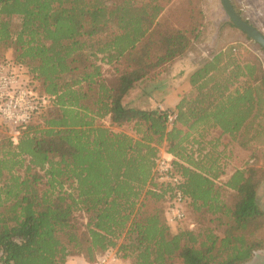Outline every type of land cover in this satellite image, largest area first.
Returning a JSON list of instances; mask_svg holds the SVG:
<instances>
[{
  "label": "trees",
  "instance_id": "16d2710c",
  "mask_svg": "<svg viewBox=\"0 0 264 264\" xmlns=\"http://www.w3.org/2000/svg\"><path fill=\"white\" fill-rule=\"evenodd\" d=\"M167 1L0 0V61L11 50L31 87L53 97L16 143L0 134V264H66L71 254L93 262L107 249L130 264H245L264 248V170L254 162L222 182L226 145L217 143L227 135L246 150L264 144L260 58L229 45L190 73L175 107L124 101L198 35L196 1L176 0L162 14ZM97 53L120 62L118 74L105 77ZM126 124L136 136L110 127ZM198 128L218 138L203 142ZM161 148L195 229L166 223L169 184L152 176Z\"/></svg>",
  "mask_w": 264,
  "mask_h": 264
},
{
  "label": "rangeland",
  "instance_id": "374dc122",
  "mask_svg": "<svg viewBox=\"0 0 264 264\" xmlns=\"http://www.w3.org/2000/svg\"><path fill=\"white\" fill-rule=\"evenodd\" d=\"M176 0H168L165 4L166 10L172 6ZM195 8L200 9L202 17L200 18V25L198 28V35L193 39L191 49L182 59L184 62L170 64L166 69V72L162 76H158L153 80H144L137 84L124 99L126 104H130L139 108H152L157 106L162 99L164 87H174L178 89L177 95L180 98L183 94L189 91L188 75L182 77L177 76L180 69L183 71L197 68L204 63L211 55L220 49L229 45H240L241 54L245 56H258L263 64L264 70V51L260 46L253 42L246 36L245 33L238 30L228 18L224 11L220 0H195ZM232 6L236 12L247 22L255 26L264 34V0H230ZM167 10V12H168ZM166 12V13H167ZM19 28L18 17L12 18V29L17 31ZM105 37L99 36L87 41L88 44L92 43L93 47L88 51L94 52L96 47L102 44ZM12 51L8 50L6 56L10 57ZM96 62L101 66L102 74L105 77H113L118 74V69L122 68L120 62L111 61L107 62L106 57L102 53L95 55ZM75 75H65V78L69 79ZM175 85V86H174ZM103 124L109 126V119L102 120ZM114 131H122L129 135L136 136L132 124H126L123 126H110ZM197 130H200L199 128ZM202 133L201 141L205 142L218 138L216 133H212L210 130H200ZM0 134H10L9 129L4 126H0ZM217 143L220 148L222 144H225V156H223V162L225 164V174L229 175L237 167H243L247 164H254L261 167L264 170V144L253 146L250 150L240 148L234 140L229 137H219ZM226 175L221 177V181L226 180ZM231 192L225 193V200L230 201ZM258 205L264 209V180L257 191ZM189 208L186 211L185 219L179 224L181 227H191L195 229L198 225L192 219ZM192 225V226H191ZM172 231H175L172 230ZM221 230L218 229V232ZM245 264H264V248L257 250L252 258Z\"/></svg>",
  "mask_w": 264,
  "mask_h": 264
},
{
  "label": "built area",
  "instance_id": "2783aa9c",
  "mask_svg": "<svg viewBox=\"0 0 264 264\" xmlns=\"http://www.w3.org/2000/svg\"><path fill=\"white\" fill-rule=\"evenodd\" d=\"M52 101V96L39 94L31 87L23 66L14 63L8 56L0 61V125L9 129L14 143L17 141L19 128L30 123ZM174 118L175 114L168 112V126H171ZM172 160L173 156L161 148L152 176L158 182L169 184L164 216L167 225L174 230L185 219L187 210L186 199L178 187L180 177L174 172ZM117 260L115 250L107 249L98 254L93 262L86 261L82 264H113Z\"/></svg>",
  "mask_w": 264,
  "mask_h": 264
},
{
  "label": "crops",
  "instance_id": "0c3cea01",
  "mask_svg": "<svg viewBox=\"0 0 264 264\" xmlns=\"http://www.w3.org/2000/svg\"><path fill=\"white\" fill-rule=\"evenodd\" d=\"M166 11V8L164 9V11L162 12V14H164ZM191 49V47L186 51V53L184 55H182L181 57H179L178 59H176L172 64H176V63H182L184 62L182 59L185 57V55L189 52V50ZM169 66V65H168ZM167 66V67H168ZM196 68H192V69H188V70H185L183 71L182 69H180V71L178 72V74H176L177 76H184V75H190V73L195 70ZM167 69H165L161 74L160 76H162L165 72H166ZM175 86V85H174ZM190 89V88H189ZM163 91H165L162 95V99H160V103L157 104V106L161 107V108H173L176 106V104L178 103L179 99H180V96L177 95V92H178V89H175L174 87H164L163 86ZM212 133H216L217 132H213L211 131ZM193 135H195L197 137V134L193 133ZM222 137H228L227 135H224ZM232 173V172H231ZM231 173L229 175H226V177L228 178ZM222 175V176H224ZM221 176V177H222ZM226 178V180H227ZM221 179V178H220ZM224 182V181H223ZM173 230V229H172ZM86 262V260L80 256V255H76V254H71L67 257V260H66V264H82ZM113 264H130L129 261H123V260H120L118 259L116 262H114Z\"/></svg>",
  "mask_w": 264,
  "mask_h": 264
},
{
  "label": "water",
  "instance_id": "95a60500",
  "mask_svg": "<svg viewBox=\"0 0 264 264\" xmlns=\"http://www.w3.org/2000/svg\"><path fill=\"white\" fill-rule=\"evenodd\" d=\"M224 11L231 23L240 31L246 34L248 38L257 43L264 51V34L255 26L244 20L234 9L230 0H220Z\"/></svg>",
  "mask_w": 264,
  "mask_h": 264
}]
</instances>
